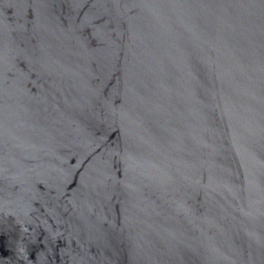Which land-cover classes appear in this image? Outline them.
I'll use <instances>...</instances> for the list:
<instances>
[{"label":"water","instance_id":"95a60500","mask_svg":"<svg viewBox=\"0 0 264 264\" xmlns=\"http://www.w3.org/2000/svg\"><path fill=\"white\" fill-rule=\"evenodd\" d=\"M0 264H264V0H0Z\"/></svg>","mask_w":264,"mask_h":264}]
</instances>
